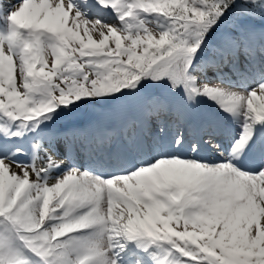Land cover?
I'll return each mask as SVG.
<instances>
[{
    "label": "snow or ice",
    "instance_id": "snow-or-ice-1",
    "mask_svg": "<svg viewBox=\"0 0 264 264\" xmlns=\"http://www.w3.org/2000/svg\"><path fill=\"white\" fill-rule=\"evenodd\" d=\"M0 264H264V0H0Z\"/></svg>",
    "mask_w": 264,
    "mask_h": 264
},
{
    "label": "bare ground",
    "instance_id": "bare-ground-1",
    "mask_svg": "<svg viewBox=\"0 0 264 264\" xmlns=\"http://www.w3.org/2000/svg\"><path fill=\"white\" fill-rule=\"evenodd\" d=\"M3 2L8 3V2H15V1L14 0H3ZM91 118H92V113H86L83 115L82 120H83V122H87Z\"/></svg>",
    "mask_w": 264,
    "mask_h": 264
},
{
    "label": "rangeland",
    "instance_id": "rangeland-1",
    "mask_svg": "<svg viewBox=\"0 0 264 264\" xmlns=\"http://www.w3.org/2000/svg\"><path fill=\"white\" fill-rule=\"evenodd\" d=\"M93 38H98L97 35H96V33H93ZM86 113H91V112L90 111H86L84 114H86Z\"/></svg>",
    "mask_w": 264,
    "mask_h": 264
}]
</instances>
